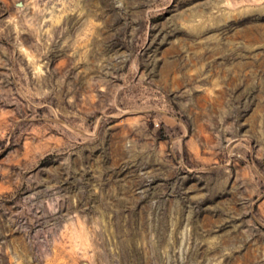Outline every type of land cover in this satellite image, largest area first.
I'll use <instances>...</instances> for the list:
<instances>
[{"label": "rangeland", "instance_id": "obj_1", "mask_svg": "<svg viewBox=\"0 0 264 264\" xmlns=\"http://www.w3.org/2000/svg\"><path fill=\"white\" fill-rule=\"evenodd\" d=\"M0 264H264V0H0Z\"/></svg>", "mask_w": 264, "mask_h": 264}]
</instances>
